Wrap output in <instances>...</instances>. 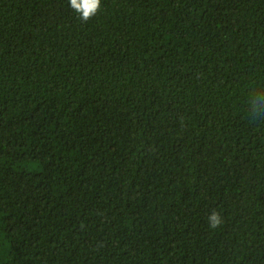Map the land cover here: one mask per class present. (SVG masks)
Masks as SVG:
<instances>
[{
	"label": "trees",
	"instance_id": "1",
	"mask_svg": "<svg viewBox=\"0 0 264 264\" xmlns=\"http://www.w3.org/2000/svg\"><path fill=\"white\" fill-rule=\"evenodd\" d=\"M260 117L264 0H0V264H264Z\"/></svg>",
	"mask_w": 264,
	"mask_h": 264
},
{
	"label": "clouds",
	"instance_id": "2",
	"mask_svg": "<svg viewBox=\"0 0 264 264\" xmlns=\"http://www.w3.org/2000/svg\"><path fill=\"white\" fill-rule=\"evenodd\" d=\"M69 6L78 14V18L81 22L86 23L100 10L101 0H69ZM257 115L258 110H254L253 119H255ZM260 119L264 120V117H260ZM207 219L211 229H216L223 223L221 214L216 210H212L208 214Z\"/></svg>",
	"mask_w": 264,
	"mask_h": 264
}]
</instances>
